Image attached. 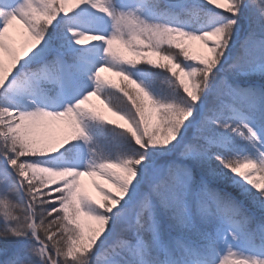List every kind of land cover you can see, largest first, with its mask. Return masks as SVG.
Instances as JSON below:
<instances>
[{
  "label": "snow or ice",
  "instance_id": "1",
  "mask_svg": "<svg viewBox=\"0 0 264 264\" xmlns=\"http://www.w3.org/2000/svg\"><path fill=\"white\" fill-rule=\"evenodd\" d=\"M0 264H264V0H0Z\"/></svg>",
  "mask_w": 264,
  "mask_h": 264
},
{
  "label": "rangeland",
  "instance_id": "2",
  "mask_svg": "<svg viewBox=\"0 0 264 264\" xmlns=\"http://www.w3.org/2000/svg\"><path fill=\"white\" fill-rule=\"evenodd\" d=\"M18 31H19V29L12 28V29H10V34L14 38H18ZM191 50L193 52L199 51L200 49H199L198 43H194ZM151 58L156 59V57H151ZM110 74H111L110 72H102L103 77L111 80ZM158 83H160L164 86H167L165 83L162 82V78H161V81H158ZM89 106L95 107L96 110H98L101 114H103V111L101 109V104L99 103V101L95 97L90 98ZM81 180H82V184H83L84 188H88L89 190H91L97 194H99V193L92 187L93 180H95L97 183H100L105 188L112 189V186L110 184H108L107 182H105L103 180H100L98 177H82ZM112 191H115V189H112Z\"/></svg>",
  "mask_w": 264,
  "mask_h": 264
},
{
  "label": "trees",
  "instance_id": "3",
  "mask_svg": "<svg viewBox=\"0 0 264 264\" xmlns=\"http://www.w3.org/2000/svg\"><path fill=\"white\" fill-rule=\"evenodd\" d=\"M110 73H111V72H110ZM110 76H111V80L114 81V82H118L119 79H120L119 77L115 76L113 73H111ZM158 87H160V88L166 90L168 86H164V85L158 83ZM101 109H102V111H103V114H102V115L105 117V119H110V120H113V121H115L116 123H120V124H123V123H124L123 121L119 120L118 117L113 116L112 113L108 112L107 109H105V108L103 107V105H101ZM84 185H85V184H84ZM85 189L88 191V193H89L94 199H97V200L102 199V197L100 196V194H97V193H95V192L89 190L88 188H85Z\"/></svg>",
  "mask_w": 264,
  "mask_h": 264
}]
</instances>
